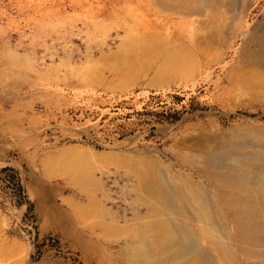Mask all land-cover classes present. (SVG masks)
I'll use <instances>...</instances> for the list:
<instances>
[{
  "label": "rangeland",
  "instance_id": "374dc122",
  "mask_svg": "<svg viewBox=\"0 0 264 264\" xmlns=\"http://www.w3.org/2000/svg\"><path fill=\"white\" fill-rule=\"evenodd\" d=\"M114 4L0 0V264H124V246L136 231L132 219L147 202L136 195L134 171L123 158L143 160L144 174L151 168L160 174L165 164L188 172L178 155L198 164L237 129L264 128V101L240 80L228 84L221 69L158 81L164 56L146 70L141 61L135 67L119 61L122 35L111 28L127 13ZM160 14L169 46L178 49L180 32L187 36L194 18L162 8ZM250 20L253 29L264 21V0ZM72 149L106 159L92 165L88 193L70 183L71 171L43 173V160ZM73 205L95 206L103 215L84 223ZM106 225L121 235L108 234Z\"/></svg>",
  "mask_w": 264,
  "mask_h": 264
},
{
  "label": "bare ground",
  "instance_id": "6f19581e",
  "mask_svg": "<svg viewBox=\"0 0 264 264\" xmlns=\"http://www.w3.org/2000/svg\"><path fill=\"white\" fill-rule=\"evenodd\" d=\"M261 1L114 0V6L126 7L127 13L111 28L116 38L122 35L118 54L124 57L118 60L132 67L141 61L145 69L149 61L164 56L165 63L156 69L158 81L167 75L192 77L202 75L203 70L221 69L228 84L240 80L255 101H264V21L253 29L255 20H250ZM160 8L178 13L179 18H194L188 35L180 32L183 38L178 49L169 46L170 31L160 20ZM121 54L113 55L120 58ZM198 159L195 164L178 155L176 162L188 172H175L165 164L160 174L154 168L150 170L156 174L141 172L143 160L120 161L134 171L136 195L147 202L144 214L137 211L132 219L136 231L124 246V264H264V128L247 124ZM43 163L46 177L71 171L70 183L88 193L92 165H103L106 159L87 158L72 149ZM73 208L84 223L103 215L95 206ZM102 228L108 234L122 233L113 225Z\"/></svg>",
  "mask_w": 264,
  "mask_h": 264
},
{
  "label": "trees",
  "instance_id": "16d2710c",
  "mask_svg": "<svg viewBox=\"0 0 264 264\" xmlns=\"http://www.w3.org/2000/svg\"><path fill=\"white\" fill-rule=\"evenodd\" d=\"M7 169H4V170H2V171H6Z\"/></svg>",
  "mask_w": 264,
  "mask_h": 264
}]
</instances>
